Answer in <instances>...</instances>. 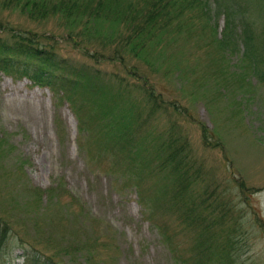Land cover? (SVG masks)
<instances>
[{"label":"trees","instance_id":"trees-1","mask_svg":"<svg viewBox=\"0 0 264 264\" xmlns=\"http://www.w3.org/2000/svg\"><path fill=\"white\" fill-rule=\"evenodd\" d=\"M256 1L264 10V0ZM0 5L20 9L31 20L53 18L66 28L67 40L85 57L84 63L61 55L50 31L47 35L0 22V72L15 79L27 78L40 88H49L57 105H71L81 132H90L93 124L98 126L99 140L92 143L94 147L106 146L104 141L120 142L127 147L135 143L137 135L148 132L149 126L153 129L158 116L187 110L175 99H164L163 93H157L144 74H141L144 80L135 77V68L127 63L134 59L155 66L159 61L165 66L162 69L166 76L172 77L175 73L178 79L187 81L190 79L188 71L182 69L171 53L182 40L192 44L198 57L194 70L199 71L196 78L199 86L205 88L208 79H215L220 97L227 99L235 92L251 91L255 82L264 86V25L255 26L248 15L250 4H243L242 0H4ZM223 16L225 26L220 34L218 21ZM103 58L119 63L133 79L100 69L99 60ZM80 96H84L85 101L102 99L98 118L85 114L86 102ZM234 98L243 109V97L239 101L237 96ZM83 116L92 125L84 122ZM113 121H119L117 128L110 125ZM168 123L166 130L160 131L157 127L152 149L149 144L135 143L137 155L131 164V171L139 176V180L133 178L138 188L144 183L143 175L166 174L165 179L170 181L150 202L154 225L160 229L175 264H238V245L248 235L241 232L245 225L236 212L238 204L221 193L213 178H205L203 162L194 161L189 154L188 139L178 130L177 121ZM156 131L153 129L151 133ZM209 132L204 126L202 137L206 145L211 144ZM79 146L84 148L83 143ZM15 149L0 137V164ZM90 153L94 158L91 150ZM18 161L17 169L4 164L11 167L4 171L9 177L18 172L16 176L24 182V194L28 192V195L24 204L20 201L19 205L28 208L27 219L32 221L34 233L26 232L25 238L15 231L14 221L0 216V257L12 234L25 247L26 264H67L79 254L87 263L94 261L96 264L114 255L116 259L111 257L106 261L116 264L120 258L119 249L109 242L110 236L103 231L102 220L86 211L84 227L76 216L75 199L71 204L62 205L66 192L72 196L65 182L62 180L48 189L33 186L27 179L26 162L19 158ZM121 167L126 166L121 163ZM125 170V184H128L126 176L130 179L132 176ZM241 181L243 189L245 182ZM45 195L50 198L47 206ZM250 195L246 193V199L241 202H248ZM11 196H15L13 192ZM142 198L145 200L144 195ZM11 207L16 210L15 205ZM53 208L56 213L49 215L48 211ZM46 216L51 218V227L44 234ZM257 218L263 222L262 218ZM68 219L71 223L54 235L55 221L63 225ZM186 228L190 236L182 233ZM107 248L113 249L110 250L114 254L103 256Z\"/></svg>","mask_w":264,"mask_h":264},{"label":"rangeland","instance_id":"rangeland-1","mask_svg":"<svg viewBox=\"0 0 264 264\" xmlns=\"http://www.w3.org/2000/svg\"><path fill=\"white\" fill-rule=\"evenodd\" d=\"M242 3L250 4L248 15L257 28L262 27L264 10L259 8V1L242 0ZM0 22L8 24V27L47 35L50 31L57 41L55 46L61 55L76 63L86 61L74 44L67 40V30L58 20H31L20 9L0 5ZM224 26L223 16L218 21L220 34ZM194 50L192 44L182 40L171 51L182 69L188 71L190 79L187 81L178 79L175 73L172 77L166 76L162 69L165 66L159 61L155 66L134 59L126 62L135 68V77L144 80L141 74L147 76L157 93H163L164 99H175L179 106L187 107V110L181 109V112L175 114L171 112L158 116L153 129L163 131L170 120L177 121L178 130L188 139L191 149L189 154L191 153L194 161L203 162L205 178H213L221 193L226 198H231L232 203L238 204L236 212H239L245 225L241 232L248 235L238 245L239 263L236 262L264 264V86L255 82L251 91L235 92L229 99L220 97L215 79H208L204 84L205 88L196 83L199 71L194 70L198 60ZM98 66L109 74H124L130 80L133 79L119 63L103 58L99 60ZM236 96L238 101L243 97V109L236 103ZM80 98L85 101L84 96ZM55 101L51 90L35 87L27 79L17 80L0 73V137L16 148L6 163L0 164V189H4V192H0V216L14 221L15 231L25 238L26 232L34 233L32 221L27 219L28 208L19 205L20 201V204H24L25 196L28 195V192L24 194V182L21 183L16 176L18 172L14 177H9L4 171V168L17 169L20 165L19 158L26 162L28 181L32 184L48 189L62 180L65 182V187L72 196L66 192L62 205L71 204L72 199H75L76 216L84 227L86 211L102 220L103 231L110 236L109 242L119 249L120 258L116 264H175L160 229L154 225L155 216L152 218L153 212L149 206L152 197L162 192L163 186L170 181L165 179L166 174L143 175L141 178L144 183L138 188L134 179L139 180V176L131 171L133 157L137 155L136 144L146 143L152 149L155 144L153 139L158 131L152 134L153 129L149 126L148 132L143 131L137 135L136 144L127 147L120 142L107 143L102 139L106 146L99 144L94 147L92 143L99 140L100 128L93 124L90 132H81L79 119L71 105L66 103L59 106ZM85 102V114L98 118V105L102 103V99L93 102L91 98ZM84 122L92 125L85 117ZM110 125L113 129L117 128L119 121H113ZM204 126L211 131L208 134L210 145H206L202 137ZM79 143H83L84 148L80 149ZM216 143L220 145L216 146ZM88 149L93 152L92 160ZM98 151L104 152L99 155ZM121 163L127 170L126 167H121ZM4 164L11 167H5ZM124 170L132 176V179L126 176L128 184H125ZM241 180L245 182L243 189L240 187ZM246 190L255 193L248 198V202H241L245 195L243 191ZM11 192L16 197L11 196ZM49 201L50 198L45 195V206L49 205ZM12 205L16 206V210ZM55 211L56 208H53L48 213L54 215ZM41 212L43 214L45 208ZM50 219L45 217L47 224L43 227L44 234L51 227ZM69 223L71 221L68 219L63 225H58L59 221L56 220L54 235L55 231ZM182 233L190 236L187 228ZM31 238L30 236L29 239ZM21 245L18 237L11 234L0 257V264H24L22 253L25 250ZM39 247L42 248L43 245ZM110 249L103 250V256L114 254V250ZM111 257L114 255L105 258L103 262L98 260V264H113L106 261ZM74 259H68L71 261L67 264H73V260L74 264H96L94 261L87 263L82 254Z\"/></svg>","mask_w":264,"mask_h":264}]
</instances>
